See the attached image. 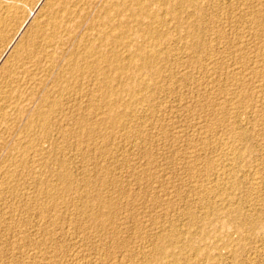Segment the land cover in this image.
I'll use <instances>...</instances> for the list:
<instances>
[{
	"label": "rangeland",
	"instance_id": "1",
	"mask_svg": "<svg viewBox=\"0 0 264 264\" xmlns=\"http://www.w3.org/2000/svg\"><path fill=\"white\" fill-rule=\"evenodd\" d=\"M17 1L0 264H264V0Z\"/></svg>",
	"mask_w": 264,
	"mask_h": 264
},
{
	"label": "bare ground",
	"instance_id": "2",
	"mask_svg": "<svg viewBox=\"0 0 264 264\" xmlns=\"http://www.w3.org/2000/svg\"><path fill=\"white\" fill-rule=\"evenodd\" d=\"M15 1V0H14ZM19 1V0H18ZM18 1L16 2V3H13L12 5H10V8H11V11H10V15H12V17H13V14L14 15H16L17 14V12H19V10H21L22 9V6H23V3L21 2V1H25V0H20V2L18 3ZM181 2H182V0H180ZM215 1V0H214ZM184 2V1H183ZM188 2V1H187ZM128 3V2H127ZM130 3V2H129ZM135 3V2H134ZM133 3V4H134ZM121 5V4H120ZM189 5V4H188ZM143 6V5H142ZM144 8H145V6H143ZM127 8H128V6H127ZM147 8V7H146ZM145 8V9H146ZM25 9V8H24ZM23 9V10H24ZM148 9H150V8H148ZM159 9V8H158ZM151 10V9H150ZM149 10H147V12H148ZM25 12V11H24ZM141 12H146V10L145 11H141ZM157 12V11H156ZM165 12V11H164ZM177 12V11H176ZM21 13V12H20ZM178 13V12H177ZM184 13V12H183ZM141 14V13H140ZM164 14V13H163ZM174 14H175V12H174ZM173 14V15H174ZM146 15L147 14H145L144 13V15H143V17H146ZM152 15V14H151ZM71 16V15H70ZM131 16V15H130ZM139 16V15H138ZM148 16V15H147ZM155 16H157V14L155 13ZM170 16V15H169ZM178 16V15H177ZM180 16V15H179ZM43 17V16H42ZM57 17V16H56ZM72 17V16H71ZM132 17V16H131ZM149 17V16H148ZM163 17H165V16H163ZM141 18V17H140ZM150 18V17H149ZM152 18V17H151ZM155 18V17H154ZM162 18V17H161ZM156 19V18H155ZM172 19V18H171ZM153 20V19H152ZM173 20V19H172ZM6 21V20H5ZM159 21V20H158ZM178 22V21H177ZM108 24V23H107ZM140 24V23H139ZM160 24V23H159ZM7 25V24H6ZM150 25V24H149ZM55 28V27H54ZM257 28V27H256ZM153 31V30H152ZM147 33V32H146ZM148 34V33H147ZM46 36V35H45ZM50 41V40H49ZM157 53V52H156ZM49 55V54H48ZM149 55H152V54H149ZM153 56V55H152ZM33 57V56H32ZM148 57V56H147ZM48 59V58H47ZM103 59V58H102ZM150 59V58H149ZM135 61V60H134ZM138 61V60H137ZM133 62V61H132ZM94 63V62H93ZM146 63V62H145ZM147 63H149V62H147ZM46 64V63H45ZM77 67V66H76ZM46 69V68H45ZM124 74V73H123ZM263 86V85H262ZM229 93V92H228ZM139 94V93H138ZM134 96V95H133ZM262 97V96H261ZM104 103V102H103ZM109 103V102H108ZM243 105V104H242ZM3 106V105H2ZM112 107V106H111ZM242 107V106H241ZM224 109H225V107H224ZM6 110V109H5ZM108 112V111H107ZM115 115V114H114ZM221 121V120H220ZM233 124V123H232ZM199 131V130H198ZM214 133V132H213ZM217 133V132H216ZM204 137V136H203ZM225 138V137H224ZM222 139V138H221ZM225 141H227V140H225ZM224 142V141H223ZM211 146V145H210ZM223 146V145H222ZM216 147V146H215ZM232 148V147H231ZM225 151V150H224ZM229 151V150H228ZM231 151V150H230ZM234 152V151H233ZM230 153V152H229ZM232 153V152H231ZM226 154V153H225ZM228 154V153H227ZM232 155V154H231ZM229 156V155H228ZM223 157H225V156H223ZM234 159V158H233ZM226 160V159H225ZM229 161V160H228ZM230 163V162H229ZM193 169V168H192ZM195 169V168H194ZM217 170V169H216ZM223 170V169H222ZM221 170V171H222ZM222 175V174H221ZM231 177V176H230ZM201 178H203V177H201ZM227 178V177H226ZM255 178H257V177H255ZM258 182V181H257ZM256 182V183H257ZM264 183V182H263ZM255 184V183H254ZM255 185H257V184H255ZM258 187H259V185H258ZM257 188V187H256ZM264 188V187H263ZM258 189V188H257ZM264 199V198H263ZM259 203V202H258Z\"/></svg>",
	"mask_w": 264,
	"mask_h": 264
}]
</instances>
